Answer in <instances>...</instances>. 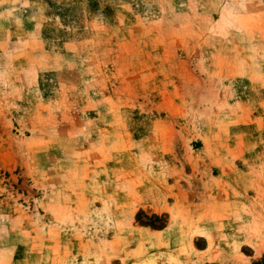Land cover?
<instances>
[{
    "label": "rangeland",
    "instance_id": "obj_1",
    "mask_svg": "<svg viewBox=\"0 0 264 264\" xmlns=\"http://www.w3.org/2000/svg\"><path fill=\"white\" fill-rule=\"evenodd\" d=\"M0 264H264V0H0Z\"/></svg>",
    "mask_w": 264,
    "mask_h": 264
}]
</instances>
